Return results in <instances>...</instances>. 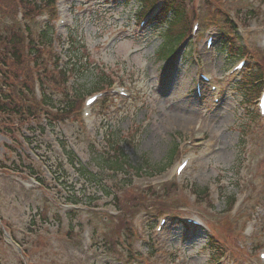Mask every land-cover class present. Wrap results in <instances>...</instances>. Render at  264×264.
Listing matches in <instances>:
<instances>
[{"label": "rangeland", "instance_id": "rangeland-1", "mask_svg": "<svg viewBox=\"0 0 264 264\" xmlns=\"http://www.w3.org/2000/svg\"><path fill=\"white\" fill-rule=\"evenodd\" d=\"M61 1V7L56 5L57 21L54 24L48 23L49 26H55L53 38L56 43L51 47V51L61 56V61L65 60L70 52L68 35L71 31L77 32L78 39L89 53V66L98 73L95 75L104 72L116 83L127 87L132 92V97L127 100L109 97L112 101L109 109L99 116L98 109L95 108L94 115L87 121L83 118V108L81 124L70 120L53 130L48 129L44 136L39 131L27 134L26 129L21 133L20 129L13 125L10 126L15 132L13 144L0 134V165L7 163L14 167L17 164L13 163H18L22 167L18 175L12 172L3 175L0 172V215L10 227L7 235L11 234L20 243L26 242L25 246L32 258L30 264H129L126 251L130 249L131 243L139 254L148 255L149 262L141 264H210L211 253L206 246L212 235L208 230L212 222L207 221L205 212L201 213V207L196 205L190 193L192 185L199 190H205L204 192L209 188L212 190L210 211L215 221H223L226 216L234 218L229 214L228 204L236 199L239 203L242 202L243 193L248 195L240 210L245 216L244 221L250 217L257 219L261 207L264 209V130L261 129V124L257 125L258 122L248 120V109L242 103L244 97L234 87L236 76H224V71L235 66L236 58L232 60L233 57H229L228 52H216L215 48L212 74L219 82L222 98L220 105H215L213 95L206 93L201 99L197 98L195 93L196 74L200 67L195 58L199 57L204 70L200 53H203L206 37L214 33L220 41V33L214 27H209L199 12L200 8L198 10L194 6L187 10V24L192 26L197 17L200 31L196 39L189 41L193 49L192 54L188 51L183 54L174 69V66L165 67V58H157L165 30L150 32L148 26L140 28L136 15L140 4L135 0L129 4H113L114 2L107 0ZM200 1V11L206 13L210 20H215L220 16L224 19L220 8L234 12L238 8L246 9L249 4H258L259 0H241L242 3L239 0H228L227 3H222V0ZM262 1L264 5V0ZM259 15L260 18L264 17L262 13ZM44 18L43 15L37 19L41 26H33L36 33L45 29ZM236 18L244 28V35H249L251 29H247L248 21L245 24L239 15H236ZM60 19L65 21V25L58 24ZM164 28L166 29L165 26ZM260 34L261 43V40L264 42V27L260 28ZM255 38L249 42L251 49L258 50ZM74 83L80 84L79 86H83L89 93L94 84V76L88 75L87 80L76 78ZM246 124L248 127H245ZM243 127L247 129L244 139L240 135ZM24 134L31 137L32 145L26 147L22 143ZM106 135L120 138L119 145L125 150L132 166L139 165L144 160L153 167L151 171H155L156 175L162 172L158 178L135 179L133 182L136 188L144 191H148L149 187L155 195L148 196L149 201L144 208L148 210V215L140 214L133 220L136 232H129L133 239L129 245L128 232H120L123 238L116 246L111 247L108 242L105 243V237L102 238V235L98 236L97 244L93 241L96 225L101 227L102 234L106 236L107 232L116 229L118 221L115 219L107 226L100 223L106 214L114 213L113 210L116 209L112 201L102 195L105 185L107 189L112 187L111 194L118 197L123 195L119 178L105 176L103 179H106V182L100 187L92 182L87 184L88 181L81 174L82 170L97 173L98 154L103 148L108 149L104 142ZM189 141V146H186ZM20 143L23 149L20 148ZM211 143L214 147L205 151V146ZM60 144H64L69 154L73 153L79 164L75 167L77 171L67 164L65 155L58 148ZM40 145L42 149L37 152L36 147ZM7 147L12 148L8 150ZM171 153H174L172 166L171 160H167ZM191 153L197 157L196 161L191 163L182 178L176 179L173 176L175 167ZM18 157L23 159V162H18ZM53 163H61L63 168L65 167L67 175L64 182L68 188L73 187V193L64 191L62 185L52 181L53 171L50 167ZM30 166L42 172L43 178L50 186L47 192L38 190V185L33 179L30 182L22 178ZM98 175L103 177V174ZM163 184H167L166 189L162 187ZM168 189H171L170 193L177 203H188L183 205L187 209L172 212L169 206L172 198L165 195ZM69 193L84 203L81 210L73 211L64 203L62 198L71 196ZM157 201H162L163 207L158 208L157 204H153ZM97 206L99 208H96ZM94 208L99 212L90 213ZM131 211L133 210H128ZM162 214L170 217L172 227H169L163 242H156L153 231L145 226L147 223H157ZM187 218H200L204 222V228L190 231L183 228V223L177 225ZM260 218L254 239L245 238L239 224L230 226L223 222L215 223L214 228L219 232L220 238L226 243L233 241L234 248L244 250V254L233 253L236 258L221 264H263L253 251L255 238L264 228V212ZM33 221L35 224L31 225ZM31 229L42 233L41 237H29L27 234ZM70 231L73 233L69 237L67 233ZM259 237L264 243V236ZM115 238L118 237L113 235L112 239ZM37 242H41L42 249L35 246ZM250 254L251 258H246ZM0 258L3 264H19L20 260L11 250L5 248L2 242Z\"/></svg>", "mask_w": 264, "mask_h": 264}, {"label": "trees", "instance_id": "trees-1", "mask_svg": "<svg viewBox=\"0 0 264 264\" xmlns=\"http://www.w3.org/2000/svg\"><path fill=\"white\" fill-rule=\"evenodd\" d=\"M33 1L24 0V4L26 6L29 4L28 7L30 8L29 9L27 7L28 10L26 12V18L32 13L33 9H31L32 7L30 5L33 4ZM45 1L47 2L49 0ZM125 1L128 3L131 0ZM135 1L141 4L143 9H146L148 6L152 5V3L159 0ZM185 11L186 3L184 0H166V4L162 9L161 19L160 21H157L158 27H156V30L159 28H162V31L165 30L162 35L164 37V41L159 53L157 54V58L167 59L168 56L174 52L175 43L180 41L183 37L181 34L187 26V15ZM50 35L51 30L49 29L48 31L41 32L39 40L42 42L45 41L44 43L50 45L52 43ZM235 42L236 43L234 45L230 46L228 44L224 46V49L230 48L231 50H236L237 47L242 45L240 39H236ZM78 46L79 43L77 40H73L71 47L74 48V50L71 49L72 52L69 57L70 59L68 60L69 63L64 69H59L57 67L54 70L56 78L53 75L50 77L47 73H45L46 80H41L43 85V98L41 101L37 102L34 99L28 98L31 94L30 83L32 82V75L26 67L27 59L25 58L24 53L25 46L23 31H21L17 23L13 20H11L8 25L0 28V83L4 81L3 84L11 88L3 92L0 91V113L2 115L5 114L8 118L12 116L23 118V116L27 114L31 118H36L37 115H45L55 120L62 119L64 117L68 118L69 115L74 114L78 108L77 104L82 98H84L87 91L83 86H79V84L77 85V88L74 89L69 87L70 79L79 78L87 80L88 75L94 76V84L91 88L92 91L95 89L98 90L102 84L108 83L104 74L99 73V75H95L98 73H96V71L89 66L90 63L88 58L85 57V53L82 48ZM28 53H36V55L34 54V57H36L35 59H40L39 55L37 56L38 47L36 45H34L32 49H29ZM259 69L261 70V68ZM260 70H258V67L256 69L252 67L245 74L241 83L237 85L238 91L241 92V95L244 97L243 104L247 107L254 97L253 94L255 92V88L253 86V82L261 77ZM255 117V111H247L248 120L251 119V121H254ZM246 126L248 127V124H246L245 127ZM245 127H243V131L241 132L242 138L246 132ZM118 138L119 137L115 138L114 136H108L105 139L108 149L104 150L103 153L97 157V173L94 174L86 170L83 173V176L86 180H88V182H92L93 184L101 187V185L103 186L106 182V179H103L105 176L106 178H116L118 175L124 174V176H126L130 173H135L136 175L138 174L141 176L156 174L155 171H151L153 170V167L148 164V161L146 162L142 160L141 164L132 166L128 156L119 146L120 138ZM172 157L173 154L168 157L167 160H172ZM98 173L103 174V177L99 176ZM119 182L121 186L120 188L123 189V195H121V197L114 195L113 200H115V206H118L123 211L125 217L123 216L118 218L117 224L115 225L116 229L114 230L113 228L111 232H107V236H105L106 242L115 246L118 245L120 238H122V234L120 232L129 231V221L127 222V216L138 209L146 208L147 202L149 201L148 196L155 195L152 190L140 191L138 192L139 194L135 193L133 190L128 188L129 184L127 180L125 181V179H123ZM111 189L112 187L107 189L106 185L103 189L106 191L108 197H112L110 195L112 191ZM170 191L171 189L166 190L165 195L170 196ZM193 191L198 197H200V199H203L204 196L207 197L206 195L208 192H204L205 190L193 189ZM153 204H157L158 208L163 207L161 203L158 204L157 202H154ZM128 210L133 211L128 212ZM113 235L118 238L112 239ZM208 249L211 250L212 254H215L217 251L215 250L213 243L208 246Z\"/></svg>", "mask_w": 264, "mask_h": 264}, {"label": "bare ground", "instance_id": "bare-ground-1", "mask_svg": "<svg viewBox=\"0 0 264 264\" xmlns=\"http://www.w3.org/2000/svg\"><path fill=\"white\" fill-rule=\"evenodd\" d=\"M188 83L190 82V80L189 81H187Z\"/></svg>", "mask_w": 264, "mask_h": 264}]
</instances>
